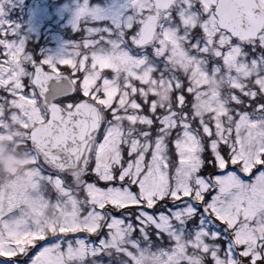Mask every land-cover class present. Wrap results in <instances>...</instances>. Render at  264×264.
Here are the masks:
<instances>
[{"label":"snow or ice","instance_id":"obj_1","mask_svg":"<svg viewBox=\"0 0 264 264\" xmlns=\"http://www.w3.org/2000/svg\"><path fill=\"white\" fill-rule=\"evenodd\" d=\"M0 0V264H264V0H76L28 47ZM2 154V153H0Z\"/></svg>","mask_w":264,"mask_h":264},{"label":"rangeland","instance_id":"obj_2","mask_svg":"<svg viewBox=\"0 0 264 264\" xmlns=\"http://www.w3.org/2000/svg\"><path fill=\"white\" fill-rule=\"evenodd\" d=\"M102 2L91 0L93 4ZM75 7L76 0H12V6H6L7 19L22 25L30 44L40 42L39 48H35L38 52L55 51L73 38L69 20ZM0 153V187L10 184L17 187L28 200L35 199L37 193L25 185L23 153L15 148L3 149Z\"/></svg>","mask_w":264,"mask_h":264},{"label":"trees","instance_id":"obj_3","mask_svg":"<svg viewBox=\"0 0 264 264\" xmlns=\"http://www.w3.org/2000/svg\"><path fill=\"white\" fill-rule=\"evenodd\" d=\"M98 1H100V0H98ZM39 43L36 45L35 42L34 43H31V44L28 42V47H31V48H39ZM35 50L38 52V49H35Z\"/></svg>","mask_w":264,"mask_h":264}]
</instances>
